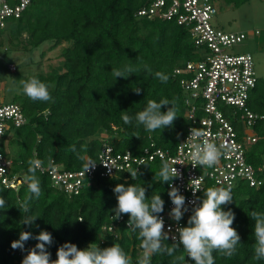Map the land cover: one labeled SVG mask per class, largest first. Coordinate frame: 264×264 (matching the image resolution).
I'll use <instances>...</instances> for the list:
<instances>
[{
    "label": "trees",
    "instance_id": "16d2710c",
    "mask_svg": "<svg viewBox=\"0 0 264 264\" xmlns=\"http://www.w3.org/2000/svg\"><path fill=\"white\" fill-rule=\"evenodd\" d=\"M149 1L31 0L3 29L25 48L70 44L60 66L33 74L27 92L13 98L28 122L7 133L3 150L13 159L11 173L25 180L16 190L0 179V264H78L87 244L83 264H264V183L240 185L232 202L204 197L198 233L173 242L158 227L172 198L165 160L117 177L98 174L72 195L35 165L54 160L82 169L104 142L137 155L147 147L176 149L188 120L175 69L197 58V48L188 28L137 16ZM225 1L239 7L250 0ZM250 105L264 114V79ZM256 131L261 138L249 159L260 165L264 119ZM111 224L118 236L105 229Z\"/></svg>",
    "mask_w": 264,
    "mask_h": 264
},
{
    "label": "built area",
    "instance_id": "2783aa9c",
    "mask_svg": "<svg viewBox=\"0 0 264 264\" xmlns=\"http://www.w3.org/2000/svg\"><path fill=\"white\" fill-rule=\"evenodd\" d=\"M30 3L31 0H0V30L10 20L20 18ZM217 13L216 0H150L136 13L139 17L174 21L188 28L197 48V58L175 69V74L181 75L188 120L176 149L170 152L147 147L137 155L130 149L117 150L113 144L104 142L97 159L82 169H66L54 160L49 166L36 161L40 171H48L55 187L71 195L78 194L85 181L98 174L117 177L131 170L136 172L147 162L165 160L172 198L159 215V232L173 242H182L198 233L204 197H212L217 203L232 202L240 185H263L264 163L255 165L249 159L261 138L256 125L264 119V114L250 105L259 81L254 57L250 52L235 54L228 50L247 40L251 33L214 26ZM252 33L257 35L259 31ZM10 68L16 69L14 65ZM27 122L21 104L7 101L0 88V179L7 188L18 190L25 178L11 173L13 159L5 154L3 140L9 131ZM190 221L196 222L193 229H188ZM105 229L118 236L115 224Z\"/></svg>",
    "mask_w": 264,
    "mask_h": 264
},
{
    "label": "rangeland",
    "instance_id": "374dc122",
    "mask_svg": "<svg viewBox=\"0 0 264 264\" xmlns=\"http://www.w3.org/2000/svg\"><path fill=\"white\" fill-rule=\"evenodd\" d=\"M218 13L213 18L214 26L226 31H246L251 35L247 40L234 44L228 50L235 54L252 53L255 70L259 79H264V0H250L242 6L235 7L225 0H216ZM256 30V35L252 32ZM27 40V34L20 38ZM18 39L9 30H0V88L7 101H13L16 95L27 92L30 78L33 74L48 73L62 64L61 52L70 44L65 42L56 47L52 40L44 41L37 46L17 45ZM14 65L15 70L10 67ZM105 136V135H104ZM16 154L18 145L11 147ZM90 245H85L78 257L77 263L83 264L85 253ZM150 249L143 252L144 257L150 255Z\"/></svg>",
    "mask_w": 264,
    "mask_h": 264
}]
</instances>
